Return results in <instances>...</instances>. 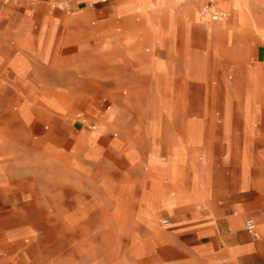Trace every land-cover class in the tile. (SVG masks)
<instances>
[{"label": "rangeland", "instance_id": "374dc122", "mask_svg": "<svg viewBox=\"0 0 264 264\" xmlns=\"http://www.w3.org/2000/svg\"><path fill=\"white\" fill-rule=\"evenodd\" d=\"M99 1L1 0L0 5L12 4L13 10L4 15L0 6V44L10 43L20 32L19 17L29 4H45L51 13H63L66 25H79L73 17L88 7L103 12V16H94L89 22L97 26L108 14L101 9L103 4L115 0ZM178 1L151 0V5L156 10ZM189 1L201 23L205 24L206 18L212 22L206 24L204 32L217 29L219 34L197 42L164 39L159 47L148 42L143 45L144 52L150 49L145 54L153 57L172 44L173 69L167 80L170 92L166 88L163 100H168L165 108L172 115L176 139L181 137L177 126L186 115L203 120V142L195 138L196 133L188 139V145L202 144L190 149L189 156L182 152L184 158L179 162L184 164L177 170L171 158L165 168V161L157 153L150 156L149 164L111 158V164L103 167V150L92 169L81 174L69 157L74 135L61 141L62 150L46 151L45 132V139L60 144L58 121L49 117L42 118L47 122H31L34 114L24 105L20 112L28 124L11 119L17 106L9 105L8 90L0 89V264H157L169 255L164 247L149 243L152 234L161 237L173 227L179 214L214 209L221 204L217 201L220 192L243 181L255 187L246 219L262 212L256 190L264 187V0H223L222 5L214 2L219 19H212L215 13L207 8L211 6L209 0ZM135 5H139L137 0H126L117 7L115 13L123 14L119 17L122 23L134 24L148 17ZM227 20L232 22L231 27ZM194 47L204 49L205 55L201 70H193L188 76L186 62L193 60ZM132 59L138 61L141 56L135 54ZM130 79L141 85V78L132 75ZM161 82L165 86L163 79ZM121 92L130 95L127 87ZM100 108L112 118L113 100H102ZM59 109L61 113L71 111L70 105ZM130 110L132 114L138 112L133 105ZM165 110L164 114L169 113ZM73 122L64 121L59 126L63 131L74 130ZM92 125L96 122H87L84 129L79 123L80 131L76 133L88 129L92 137H99L102 126L97 124L91 129ZM110 138L114 143L120 141L119 133H111ZM142 140L146 137L138 139L136 145H142ZM177 146L182 149L178 142ZM60 150L65 154H59ZM106 178L114 185L109 192L97 185L101 200L94 198L92 181ZM75 179L81 187L73 186ZM164 218H171L170 226L162 223Z\"/></svg>", "mask_w": 264, "mask_h": 264}, {"label": "crops", "instance_id": "0c3cea01", "mask_svg": "<svg viewBox=\"0 0 264 264\" xmlns=\"http://www.w3.org/2000/svg\"><path fill=\"white\" fill-rule=\"evenodd\" d=\"M88 1L81 0V3ZM125 1L115 0L111 4H103L101 9L105 8L108 14L97 26L89 22L94 16H103V12L88 7L82 8L73 17L79 25H66L63 13L53 14L45 4H29L19 17L20 32L14 34L10 43L0 44V89L5 87L9 105L17 106V110L11 112V119L17 118L28 124L20 112V107L24 105L34 114L31 122L44 121L49 117L57 120L56 132L61 136L60 144L45 139V132V150H62L61 141L65 142V138L74 135L69 157L81 174L92 169L103 150L106 151L103 167L111 164V158L127 163L149 164L150 156L157 153L165 161V168L168 167L166 161L171 158L174 160V170H177L184 164L179 162L184 158L182 152H188L189 156L190 149L202 144L188 145V139L196 133L195 138L199 141L202 138L203 142V120L186 115L177 126L181 129V137L176 139L175 126L170 119L172 115L169 108H165L168 100H163V97L170 92L167 80L173 69L170 59L172 44L161 50V55L153 57L145 54L150 49L144 52L143 45L148 42L159 47L164 39L169 42L202 41L209 35L219 34L217 29L211 33L204 32L206 24L212 22L201 23L189 0L159 6L156 10L151 0H137V10L148 17L136 20L134 24H124L123 18H119L123 14L115 11ZM224 2L221 1L220 5ZM9 5H0L1 14L13 10V5ZM3 6L6 7L3 9ZM227 22L231 27L232 22ZM191 53L194 58L187 60L185 68L188 76L193 70H201L205 51L194 47ZM135 54H140L141 59L134 61L132 55ZM132 75L142 79L140 86L130 79ZM162 79L165 86L162 85ZM123 87L130 90V95L121 92ZM108 98L114 102L112 118L100 108L101 101ZM63 105H70V113L59 111ZM132 105L136 107L137 113H131ZM78 109L82 111L78 113ZM165 109L169 113L164 114ZM73 120L74 130L63 131L60 128V123ZM89 121L102 126L99 137H92L88 129L76 133L80 131L77 128L79 123L85 129ZM96 125H92L91 129ZM113 132L120 135L117 143H114L116 137L110 138ZM141 137H146V140L137 146V140ZM177 142L182 145V149L177 146ZM61 150L59 154H65ZM164 183L172 189L170 183ZM72 184L77 188L82 186L79 179H75ZM99 184L107 188L108 192L114 184L108 178L92 181V195L101 200L96 193ZM252 190H255L254 185L243 181L220 192L217 201L221 204H217L214 209L179 214L175 216L173 227L161 233V237L151 233L149 243L164 247L169 255L159 259L157 264H264V187L256 190V199L262 204V212L248 217L256 220L258 236L246 229L249 203L253 202L250 196ZM243 198L245 201L241 200Z\"/></svg>", "mask_w": 264, "mask_h": 264}, {"label": "built area", "instance_id": "2783aa9c", "mask_svg": "<svg viewBox=\"0 0 264 264\" xmlns=\"http://www.w3.org/2000/svg\"><path fill=\"white\" fill-rule=\"evenodd\" d=\"M9 1V0H8ZM214 2L215 0H209V3H211V6H207V8L209 10H213V18L214 19H217L218 17V13L213 9L214 8ZM162 223L165 225V226H169L171 224V220L169 218H164L162 220ZM246 229L251 233L253 234L254 236H258L259 234V231H258V225H257V222L254 218H248L246 220Z\"/></svg>", "mask_w": 264, "mask_h": 264}, {"label": "bare ground", "instance_id": "6f19581e", "mask_svg": "<svg viewBox=\"0 0 264 264\" xmlns=\"http://www.w3.org/2000/svg\"><path fill=\"white\" fill-rule=\"evenodd\" d=\"M221 1H223V0H220V1L219 0H215V3L218 5V2L220 3ZM221 17H225V14L222 13V12H221ZM212 19H214V18H212ZM217 19H219V16L217 17ZM205 20L206 21H210V20H208V18H206Z\"/></svg>", "mask_w": 264, "mask_h": 264}]
</instances>
